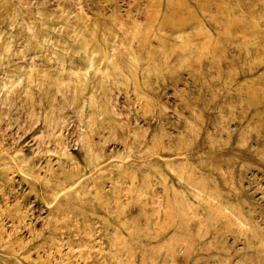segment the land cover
<instances>
[{"label": "rangeland", "instance_id": "374dc122", "mask_svg": "<svg viewBox=\"0 0 264 264\" xmlns=\"http://www.w3.org/2000/svg\"><path fill=\"white\" fill-rule=\"evenodd\" d=\"M0 264H264V0H0Z\"/></svg>", "mask_w": 264, "mask_h": 264}]
</instances>
